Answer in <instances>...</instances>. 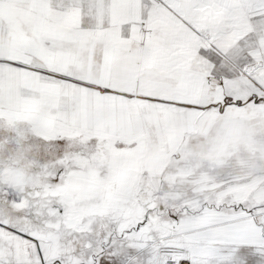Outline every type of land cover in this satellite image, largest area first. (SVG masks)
I'll return each mask as SVG.
<instances>
[{
    "label": "snow or ice",
    "instance_id": "obj_1",
    "mask_svg": "<svg viewBox=\"0 0 264 264\" xmlns=\"http://www.w3.org/2000/svg\"><path fill=\"white\" fill-rule=\"evenodd\" d=\"M0 264H264V0H0Z\"/></svg>",
    "mask_w": 264,
    "mask_h": 264
}]
</instances>
